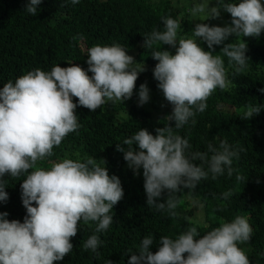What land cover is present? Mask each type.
<instances>
[{"label": "clouds", "instance_id": "1", "mask_svg": "<svg viewBox=\"0 0 264 264\" xmlns=\"http://www.w3.org/2000/svg\"><path fill=\"white\" fill-rule=\"evenodd\" d=\"M213 2L215 6L209 7ZM41 3L26 0L24 12L36 16ZM66 3L75 5L79 0ZM190 11L193 15L203 13L206 20L217 19L223 11L230 14V24L196 23L191 36H181L177 20L161 17L162 29L153 28L145 34L142 46L160 44L174 49V54L167 50L150 54L156 61L153 79L172 106L171 114L164 118L167 123L163 127L154 130L155 135L139 128L116 144V151L123 153L134 174L142 169L148 208L167 209L172 216L176 215L175 193L193 189L209 176L213 180L224 174L231 177L232 161L239 158L236 147L224 140L208 143L205 152H190L188 138L173 134L172 129H180L195 113L204 111L212 91L225 87L224 57L236 72L247 68L249 59L242 38L258 37L264 31L261 0H194ZM229 36L236 39L224 43ZM201 41L208 51L199 46ZM214 45H223L219 54H213ZM126 52L115 42L96 44L86 50V69L71 62L63 68L53 65L47 71L36 68L0 87V203L8 199L5 175H23L20 200L26 210L23 222L9 221L6 212L0 213V264L61 261L73 248L70 238L76 235L78 222L94 223L93 234L84 241L83 249L95 253L102 245L96 233H103L113 222L112 209L123 197L120 180L108 175L103 160L97 163L92 157L63 158L48 168L37 167L36 162L51 156L53 147L79 127L77 107L91 112L109 102L123 104L132 97L134 82L144 66ZM258 91L264 93V87ZM136 96L138 106L148 102L145 84L139 85ZM245 109L244 118L249 119L259 114L264 104H245ZM168 121H173L174 127H169ZM235 179L239 181L241 176L237 174ZM231 195L230 191L221 193L225 200ZM250 236L246 217L237 215L203 235L188 227L174 238L160 236L153 254V236L149 233L128 264H249L238 245L245 244Z\"/></svg>", "mask_w": 264, "mask_h": 264}, {"label": "trees", "instance_id": "2", "mask_svg": "<svg viewBox=\"0 0 264 264\" xmlns=\"http://www.w3.org/2000/svg\"><path fill=\"white\" fill-rule=\"evenodd\" d=\"M25 2L0 0V87L36 68L47 71L53 65L63 68L70 66L66 62H71L86 69V50L96 44L118 43L125 47L126 54L134 56L135 62L144 66L134 82L130 99L123 104L109 102L91 112L77 107L79 127L53 147L51 156L36 162L37 167L48 168L63 158L92 157L97 163L103 160L108 175H115L123 190L122 199L112 209L113 222L103 233H96L102 241L97 251L93 253L82 247L93 234L94 223L78 222L77 233L70 238L72 250L53 264H107V260L110 264H128L131 255H138L135 251L141 239L149 233L153 236L150 251L154 254L160 236L174 238L188 227H195L203 235L237 215L246 217L251 228L250 239L245 242L250 250L249 264H264V109L249 119L244 118L245 104H264V93L258 91L264 87V31L258 37L242 38L249 59L247 68L236 72L224 57L225 87L212 91L204 111L195 113L180 129H172L173 134L188 138L190 152H205L208 143L215 145L224 140L239 153V158L232 161L231 177L224 174L213 180L209 176L195 188L175 193L176 215L172 216L167 209L148 208L142 169L134 174L123 153L116 151V144L139 128L155 135L154 130L163 127L167 123L164 118L171 114L170 104H158V82L152 76L156 61L150 54L153 50L174 54V49L160 44L144 49L143 36L153 28L162 29L161 17L177 20L181 26L178 34L191 36L196 23L224 26L230 24V14L221 11L215 20H206L200 14L185 15L178 9L179 0H79L75 5L66 0H42L37 15L32 16L24 12ZM261 4L264 7V0ZM235 39L229 36L224 43ZM199 46L208 51L203 41ZM222 46L214 45L213 54H219ZM142 83L149 90V100L138 106L136 91ZM168 125L174 127V122L168 121ZM237 174L241 176L239 181L235 179ZM23 178V175L4 177L8 199L0 203V213L6 212L9 221L23 222L26 215L20 200ZM226 191L232 195L225 200L221 193ZM195 210L202 212L201 219H196Z\"/></svg>", "mask_w": 264, "mask_h": 264}, {"label": "rangeland", "instance_id": "3", "mask_svg": "<svg viewBox=\"0 0 264 264\" xmlns=\"http://www.w3.org/2000/svg\"><path fill=\"white\" fill-rule=\"evenodd\" d=\"M193 3H194V0H179L178 9L183 11L185 15H188V14L192 15L190 9H191ZM213 6H215L214 2L212 4H209V7H213ZM200 15H204V14L201 13ZM131 56L134 59V56L133 55H131ZM159 93L160 94H159V100H158L159 103L158 104H160L161 106H165L166 103L169 104L167 101L164 100L163 95H162V93L160 91H159ZM194 216L196 217V219H201L202 213L197 211V210H195V215ZM240 248L243 249V251L245 252V254H246L247 258H248L250 250L248 249L246 244H244V243L240 244Z\"/></svg>", "mask_w": 264, "mask_h": 264}]
</instances>
